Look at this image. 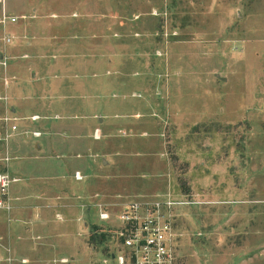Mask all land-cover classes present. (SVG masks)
I'll use <instances>...</instances> for the list:
<instances>
[{"label":"rangeland","instance_id":"obj_1","mask_svg":"<svg viewBox=\"0 0 264 264\" xmlns=\"http://www.w3.org/2000/svg\"><path fill=\"white\" fill-rule=\"evenodd\" d=\"M110 1L120 12L110 21L116 57L111 54L109 86L94 81L93 128L102 136H81L75 121L50 122L39 127L41 141L28 143L33 154L64 156L46 149H72L66 161L71 174L79 170L93 192L72 193L63 206L76 207L84 227L49 215L39 227L47 229L45 239L35 233L34 246L27 243L31 264H94L101 254L88 241L93 226L104 229L100 223L114 220L130 200L167 194L181 201L175 207L179 264H264V0ZM95 42L102 55L103 40ZM125 75L135 86H123ZM8 80L0 68L4 139L41 132L20 124L28 111H52L34 114L56 120L86 110L75 96L69 104L30 103V97L38 100V87L12 89ZM1 172L11 177L10 186L20 179L0 162ZM10 217L0 212V253L9 251ZM41 241L48 244L41 247ZM8 263L18 264L0 260Z\"/></svg>","mask_w":264,"mask_h":264},{"label":"crops","instance_id":"obj_2","mask_svg":"<svg viewBox=\"0 0 264 264\" xmlns=\"http://www.w3.org/2000/svg\"><path fill=\"white\" fill-rule=\"evenodd\" d=\"M119 13L113 9L110 0H0V49L2 45L5 46L6 57V65L0 64V68L5 67V74L9 79L8 87L12 89L18 85L32 89L38 87L39 89H35L38 100L30 97L28 100L30 103L69 104L73 103V99L69 98L75 96L80 99L74 101L75 103L87 105L85 111L74 109L68 111L65 116H60V113L59 119L56 120L51 116L41 118L40 115L34 114L52 111H28L25 115L30 114L29 118H22L20 124L29 123L32 129L40 130L39 127L50 122L67 124L68 121H75L82 126L81 136L89 133L92 140L102 136L100 129L93 128L94 81L104 79L103 82H107V86L111 82L108 70L113 60L111 54H115L116 48L110 42V21ZM3 15L14 16L16 20L2 23ZM4 36L11 37V40L4 43ZM96 40H103L102 55L97 54L100 45L96 46ZM118 49L120 51L121 48ZM114 56L116 57V54ZM96 57H99L98 63ZM95 64L100 65L101 71H95ZM100 75L102 79L98 78ZM125 76L123 86H135V78ZM63 82H71V85ZM66 87L76 88L77 92L69 95L67 90L61 91V88ZM110 100H107L108 103ZM20 104H23V101ZM21 112L24 113L25 110ZM40 131L37 135L32 134L35 132L33 131L25 133V136L14 133L6 140L0 136V162L20 178L10 186V209L8 211L0 209L4 214L5 212L11 214L6 235L9 251L5 252L1 247L4 253H0V260L31 264L27 253L31 246L27 243L32 241L31 237L35 233L42 234V240L45 239L47 229L40 230L39 227L48 221L52 213L55 219H57L55 214L60 213L68 221L78 222L79 229L84 227V223L76 220L78 214L76 207L63 204L71 202L72 193L74 195L92 193V184L89 185L86 179L83 180L81 173V178H76L75 173L71 174V169L66 163V161L69 163L68 158L71 156L68 151L72 150L68 145L63 148L46 149V152L66 151L67 154L64 156L31 153L28 143L32 140L41 141L43 137L39 136L43 131ZM69 133L73 135L71 130ZM34 147L37 151H43L42 144L35 143ZM105 162L103 160V163ZM32 244L34 246L33 241ZM42 244L41 247H45L48 243L43 241ZM7 252L8 255H5ZM20 255H26L28 262L24 257L21 259ZM81 260L83 261V258ZM63 262L65 261H60L64 264Z\"/></svg>","mask_w":264,"mask_h":264},{"label":"built area","instance_id":"obj_3","mask_svg":"<svg viewBox=\"0 0 264 264\" xmlns=\"http://www.w3.org/2000/svg\"><path fill=\"white\" fill-rule=\"evenodd\" d=\"M15 20L14 16L3 15L1 18L2 23ZM10 40L11 37H3L4 43ZM0 64L6 65V57L1 53ZM16 129V125H11L12 131ZM75 177L81 178L79 172ZM11 182L8 173H0V209L7 211L11 207L8 194ZM179 204L181 201L171 198L170 194L123 204L114 213V220L99 225L104 229L99 228L97 234L100 237L103 233L104 237L98 243L101 259L94 264H179L180 235L175 228V207ZM103 209L107 210L104 206Z\"/></svg>","mask_w":264,"mask_h":264},{"label":"trees","instance_id":"obj_4","mask_svg":"<svg viewBox=\"0 0 264 264\" xmlns=\"http://www.w3.org/2000/svg\"><path fill=\"white\" fill-rule=\"evenodd\" d=\"M94 230H96V231L94 232ZM98 230H99V228L96 229V226H93V231H92V233H90L89 240H88L89 242L95 244L96 247L98 246L97 242H99V240L97 241V238L98 239L100 238L99 235L97 234ZM100 236L103 238L104 234L101 233Z\"/></svg>","mask_w":264,"mask_h":264}]
</instances>
